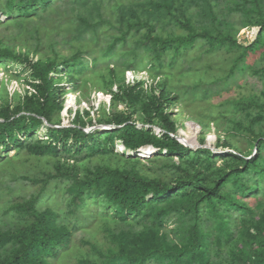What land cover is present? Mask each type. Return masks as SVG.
Returning <instances> with one entry per match:
<instances>
[{
    "label": "rangeland",
    "instance_id": "1",
    "mask_svg": "<svg viewBox=\"0 0 264 264\" xmlns=\"http://www.w3.org/2000/svg\"><path fill=\"white\" fill-rule=\"evenodd\" d=\"M11 2L0 0V11L5 14L0 21V52L22 55L44 65H61L79 52L88 56L87 69L82 74L72 69L53 78L60 108L51 115L49 125L70 126L81 133H105L114 126L110 123L114 114L130 111L137 124H146L140 104L133 109L126 100L115 97L119 88L140 83L147 96L154 87L176 97L167 112L177 123L178 137H196L198 146L186 143L189 147L198 149L199 142L206 140L204 147L215 150V143L210 142L221 138L229 140L231 148L219 150L210 160L206 154L194 152L182 157L151 154L130 158L123 155L119 145L114 155L79 161L74 159V152L58 156H36L27 150L4 152L0 157V231L12 233L25 222L15 213L14 205L46 196L44 206L52 207L74 231L72 244L61 249L51 264H107L118 251L117 237L121 234L127 242H134L157 231L159 237L166 236L169 248L185 245L195 223L212 234L215 257L211 264H237L234 255H252L264 241V230L257 228L264 219V207L255 198L264 204V181L255 167L239 175L244 183L256 185L257 190L251 195L241 197L233 182L220 190L233 204L241 202L230 209L217 198L222 219L206 201L195 213L203 191L189 188L173 193L149 219L138 217L132 221L120 219L114 207L99 205L91 198L84 210L95 215L91 223L86 220V213H74L73 194L68 189L72 181L65 175L73 167L79 169L82 179L90 175L89 171L120 168L171 183L183 176L176 170L182 167L189 174L198 175L203 186L212 188L222 172L243 169V159L251 160L259 140L264 138V43L250 52L247 69L231 78L229 73L240 50L228 45L208 48L205 42L198 41L180 56L173 49L166 50V60L159 63L155 58L158 48L149 37L187 38L191 35L190 27L185 25L189 18L197 31L222 28L224 34L250 44L257 33L256 25L264 17V4L258 12L259 6L252 0H53L49 11L24 17L20 7L14 6V12L6 11ZM166 3L172 5L171 10L155 8L156 4ZM209 8L214 19L207 14ZM28 12L34 13L32 9ZM81 20L93 29L76 38ZM138 20L144 25L136 26ZM95 58L98 63L92 66L89 61ZM24 67L13 59L0 58V109L21 106L27 97H33L36 78ZM111 70L115 76H111ZM91 120L99 123H88ZM156 122L153 127L160 129L159 121ZM106 134H102L97 145L104 142ZM27 140L38 144L46 142L47 136L41 128L33 130ZM249 208L256 211L255 215L247 212ZM224 220L234 234L229 244L224 240L219 246L217 236ZM13 249L12 244L5 245L0 249V259L9 256Z\"/></svg>",
    "mask_w": 264,
    "mask_h": 264
},
{
    "label": "trees",
    "instance_id": "2",
    "mask_svg": "<svg viewBox=\"0 0 264 264\" xmlns=\"http://www.w3.org/2000/svg\"><path fill=\"white\" fill-rule=\"evenodd\" d=\"M52 2L53 0H13L5 9L8 12H14L13 8L17 6L24 11V17L36 16L40 10L42 12L49 11ZM252 2L259 6L258 12H260L261 3L264 4V1L252 0ZM155 8L171 10L172 5L168 3L156 4ZM30 9L34 13L28 12ZM207 14H211L212 19L215 18L211 8ZM4 15L0 11V21L3 20ZM141 24L144 25L138 20L136 26ZM185 25L186 28L190 27L191 35L187 38L176 37L164 40L159 37L148 36L153 46L158 48L155 49V58L159 63L166 60V50L173 49L174 54L180 56L187 53L190 47L196 45L198 41L205 42L204 45H207L208 48L228 45L241 51L229 73V77L234 78L250 65L248 64L250 52H255L264 43V17L256 25L257 33L254 42H250V44L241 43L237 38L224 34L222 28L214 29L211 25L209 27L212 29L203 28L201 32L197 31L189 18H186ZM91 27L88 22L81 20V25L77 28L74 37L81 38L87 34L89 28L93 29ZM0 58L17 61L25 66L23 69L31 70L36 78L33 97H27L21 106H6L0 109V157L4 152L15 150H27L36 156L47 154L58 156L62 153L74 152V159L79 161L86 157L114 155L117 145H119L123 155L130 158L151 154L182 157L194 152L206 154L210 160L216 157L215 154L219 150L228 151L231 148L229 140L221 138L215 142H210L211 144L215 143V150L204 147L207 145L206 140L199 142L200 148H192L198 146L196 137L184 138L185 134H182V138L181 136L178 137L177 123L172 120L167 112L170 104L176 101V97L165 89L154 87L149 89L150 95L147 96V92L143 90V84L140 83L132 88L124 86L119 88L115 97L126 100L133 109H136L140 104V111L145 116L146 124H137L136 120L133 119V113L130 111L114 114L110 120L114 126L105 133L99 130L81 133L72 130L70 126L49 125L51 115L60 108L56 96L58 86L53 84V78L59 73L69 72L72 69L76 73L82 74L87 69L88 56L84 52H79L61 65H56L55 62L44 65L42 62L31 60L22 55L14 56L11 53L3 54L0 52ZM89 62L95 66L98 59L95 58ZM110 74L115 76L113 70L110 71ZM71 81L75 82V78L72 77ZM156 121H159L160 129L153 127L157 123ZM88 123L95 125L99 122L91 120ZM41 128L47 136L46 142L40 141L36 144L27 140L29 136H32L33 130ZM101 133L107 134L104 142L97 145L99 139L104 137ZM255 151L256 154L251 160L243 159L245 163L243 169L236 168L222 172L218 182L212 188L203 186L198 175H191L182 167H177L176 170L181 172L183 176L171 183L165 182L160 177L150 178L139 173L123 171L120 168L89 171L90 175L82 179L79 176V169L73 167L67 175L65 173L63 175L70 177L72 181L68 189L73 194L74 213L77 211L81 213L80 215L86 213V220L91 223L94 222L95 215L92 211L84 212L91 198L96 200L99 205L105 204L114 207L120 219L132 221L138 217L149 219L156 214V207L171 199L173 193L189 188L203 191L200 192V200L195 204V213H199L202 203L206 201L217 216L222 219L217 198L226 203L230 209L237 208L241 204V202L233 204L234 201L221 195L220 190L228 182H233L241 197H247L257 190V187L253 184L244 183L239 177L240 173L247 172L250 167H255L258 173L263 174L261 180L264 181V164H262L264 163V138L259 140ZM219 155L221 154L219 153ZM45 197L37 196L28 202L14 205L15 213L22 217L25 222L12 233L0 231V249L2 250L7 244H12L14 247L9 256L0 259V264H51L50 260L56 257L61 249L72 244L73 229L62 221L61 215L52 207L44 206L47 200ZM255 198L259 201V206L264 207L263 202L258 197ZM247 212L255 215L256 211L249 208ZM257 228L264 230V219L259 222ZM219 231L220 234L217 236L219 246H222L221 243L224 240H226V244H229L233 239L234 232L225 220L220 224ZM189 237L188 244L169 248L166 236L159 237L157 231L152 232L147 237H139L134 242H127L124 235L121 234L117 237L118 251L108 260L109 262L107 261V264H200V262L211 264L215 257L213 254L214 243L210 242L211 232L205 229L202 224L195 223ZM233 258L237 264H264V241L258 245L252 255H234Z\"/></svg>",
    "mask_w": 264,
    "mask_h": 264
}]
</instances>
